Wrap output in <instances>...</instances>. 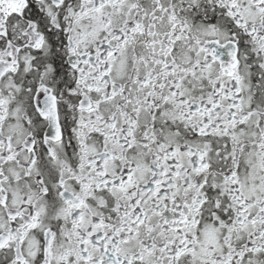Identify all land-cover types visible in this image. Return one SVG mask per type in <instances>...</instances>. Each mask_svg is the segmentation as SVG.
Here are the masks:
<instances>
[{"label": "snow or ice", "instance_id": "1", "mask_svg": "<svg viewBox=\"0 0 264 264\" xmlns=\"http://www.w3.org/2000/svg\"><path fill=\"white\" fill-rule=\"evenodd\" d=\"M0 264H264V0H0Z\"/></svg>", "mask_w": 264, "mask_h": 264}]
</instances>
